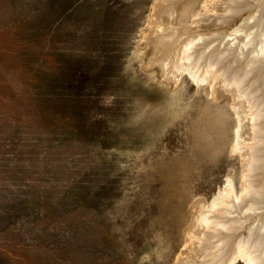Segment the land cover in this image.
I'll return each mask as SVG.
<instances>
[{
    "label": "rangeland",
    "instance_id": "1",
    "mask_svg": "<svg viewBox=\"0 0 264 264\" xmlns=\"http://www.w3.org/2000/svg\"><path fill=\"white\" fill-rule=\"evenodd\" d=\"M155 3L0 0V264H175L177 193L212 201L229 170L240 190L239 156L200 136L210 89L147 61Z\"/></svg>",
    "mask_w": 264,
    "mask_h": 264
},
{
    "label": "bare ground",
    "instance_id": "2",
    "mask_svg": "<svg viewBox=\"0 0 264 264\" xmlns=\"http://www.w3.org/2000/svg\"><path fill=\"white\" fill-rule=\"evenodd\" d=\"M180 1L156 0L143 36L146 48L153 45L147 61L173 86L185 72L206 84L215 104L206 105L200 115V136L209 140L214 154L225 147L231 156L236 153L241 173L240 190L229 170L225 185L209 202L190 203L189 193H177L180 235L189 252H181L174 263L264 264V0H188L179 12ZM242 14L244 22L234 31L222 27L216 38L195 35L198 25L211 18L230 24ZM224 100L234 115L226 145Z\"/></svg>",
    "mask_w": 264,
    "mask_h": 264
}]
</instances>
